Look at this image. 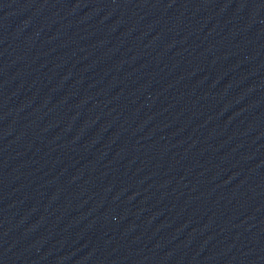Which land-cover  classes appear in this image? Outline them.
Wrapping results in <instances>:
<instances>
[{"label": "water", "instance_id": "water-1", "mask_svg": "<svg viewBox=\"0 0 264 264\" xmlns=\"http://www.w3.org/2000/svg\"><path fill=\"white\" fill-rule=\"evenodd\" d=\"M0 264H264V0H0Z\"/></svg>", "mask_w": 264, "mask_h": 264}]
</instances>
